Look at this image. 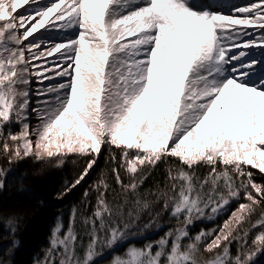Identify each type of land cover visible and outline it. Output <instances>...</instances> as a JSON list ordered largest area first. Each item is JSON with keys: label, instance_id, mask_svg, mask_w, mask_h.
Wrapping results in <instances>:
<instances>
[{"label": "snow or ice", "instance_id": "obj_1", "mask_svg": "<svg viewBox=\"0 0 264 264\" xmlns=\"http://www.w3.org/2000/svg\"><path fill=\"white\" fill-rule=\"evenodd\" d=\"M226 2L0 0V140L9 165L0 166V192L12 164L61 167L75 156L84 166L62 199L105 147L119 153L111 156L118 187L101 171L90 186L95 204L86 189L66 227L58 216L35 264H96L106 252L107 264H257L264 255V230L249 245L245 227L264 229V0L230 12ZM34 79L48 81L35 107ZM233 201L222 224L190 232ZM165 216L175 226L147 239ZM21 220L0 207L12 237ZM19 246L12 239L0 249V264H13Z\"/></svg>", "mask_w": 264, "mask_h": 264}, {"label": "trees", "instance_id": "obj_2", "mask_svg": "<svg viewBox=\"0 0 264 264\" xmlns=\"http://www.w3.org/2000/svg\"><path fill=\"white\" fill-rule=\"evenodd\" d=\"M119 155L118 152H110L107 147L102 151L99 160L85 180L77 186L74 190L69 192L62 199L57 198V193L61 190L65 181H70L72 178L82 170L84 161L75 156H70L65 164L61 167L53 165H45L37 163L31 159L25 160L18 164L10 165L11 171L7 174L5 181V188L0 192V207L5 210H15L22 215L20 221L19 231L16 237H12L7 231V226L0 227V249L6 248L9 241L18 239L20 242L19 248L15 255L11 258L13 264H35L38 259H42V253L48 246L51 228L54 226L56 218L61 216L65 227L67 226L69 213L73 205H78L83 199V193L86 189L90 190V186L98 180L101 171L105 173L107 182L112 187L115 185L114 176L111 173V156ZM0 166L9 167L5 163V159L0 150ZM250 168V166H247ZM165 167L162 166L160 174H156V178L162 177ZM251 171L258 173V169H251ZM121 175L127 181V173L121 169ZM257 182H262L261 175H257ZM23 183L24 190H20V184ZM153 180L150 178L145 187L150 186ZM91 191V190H90ZM96 193L91 191V202L95 204ZM239 202H244L243 198ZM237 207V201H233L229 211L219 216L215 221H198L190 228V232L195 234L200 229H209L218 226L228 218L231 210ZM259 218L257 213L251 223ZM148 217L144 218L146 221ZM161 223L164 225L159 232L149 231L145 234L147 239H156L163 234L168 227H174L175 222H170L165 216ZM245 227L250 228L248 242L251 245L252 239L260 231L264 229L251 228L250 224ZM142 240H137V243H142ZM122 249L118 248L117 251ZM236 251V244L232 245L233 254ZM112 253L106 252L103 256L97 258L96 264H107L111 258ZM5 264H8L6 259ZM257 264H264V255H261Z\"/></svg>", "mask_w": 264, "mask_h": 264}, {"label": "rangeland", "instance_id": "obj_3", "mask_svg": "<svg viewBox=\"0 0 264 264\" xmlns=\"http://www.w3.org/2000/svg\"><path fill=\"white\" fill-rule=\"evenodd\" d=\"M45 2H47V0H45ZM252 2H254V0H232L231 1V4L228 6V4L226 5L227 7L224 8L225 11H228L230 12L233 5H236V6H247V5H250ZM24 7H27V6H24ZM19 12L23 13L24 11V8H20L18 9ZM249 32L253 31L252 29H249L248 30ZM57 39H59V37H57ZM50 59V58H49ZM48 84V81H45L43 85H39L35 82V79L33 80V83L31 85V88L33 90V95H32V106L35 107L36 104V100L38 99V97L34 94L36 89L38 87H41V86H44L46 87ZM30 123L32 124V126H35L36 124V118H35V115L34 114H31V120H30ZM13 132H16L18 131V126L17 125H13L12 126V129H11ZM7 131V129L5 130ZM0 150L2 151L3 150V141L0 140Z\"/></svg>", "mask_w": 264, "mask_h": 264}]
</instances>
